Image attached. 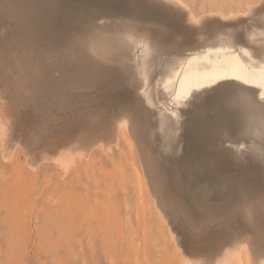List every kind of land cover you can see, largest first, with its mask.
Segmentation results:
<instances>
[{
  "label": "rangeland",
  "instance_id": "1",
  "mask_svg": "<svg viewBox=\"0 0 264 264\" xmlns=\"http://www.w3.org/2000/svg\"><path fill=\"white\" fill-rule=\"evenodd\" d=\"M8 1L9 0H0V26L3 27V30L9 32L8 35H11L10 39L14 44H22L33 49L35 48L36 51L40 52H48L47 49H50V53H55L58 52L60 48L64 49V47L66 48L68 45L74 48L78 47V45H82L76 48L81 50L83 45L88 44V41H86L88 37L90 41L89 45H95V42H97L98 44L96 45L106 46L113 60L106 61L105 63L99 62V68L104 75H107L104 73L107 72V70L110 74L112 72L110 75V77L112 76L111 78H113L112 80L115 81L118 86L121 85L119 87L120 89L116 88L118 87L116 86L110 90V92L107 93V98L109 95V98L113 97L112 99H114L115 102V99L122 95V98L120 97L121 100L119 98L115 103L118 101L128 103L131 99L134 101L136 95L137 102L134 101L135 103H133L131 100L132 102L126 103L127 105L125 104V106H129L130 104L128 107L130 110H134L137 105L143 108L147 107L144 88L136 86L132 89L131 82L129 81L131 78H134L133 72L136 69H141L144 66V61L160 46L197 45L200 44V42L201 44L210 45L219 40L247 42L246 44H252L253 47L264 44V19L262 18L264 17V12L258 9V0H248L249 2L245 0H186L187 2H185V4H188L187 6L195 14L216 12L217 10L221 11V8H223L222 12L225 14L235 13L236 11L239 13L244 9L246 10L247 4L253 5V3L256 9L251 13L247 12L245 15L238 14V16H240L238 19L239 21H231L232 25L227 26L223 23H217V25L215 24L217 27L214 25V27L204 28V30H196L188 27V32H186L187 30L185 31V26H183L182 23H178L180 20L176 16L177 13L175 11L171 12L170 7L156 0H44L46 3H49L52 10V15L48 17L50 20L45 18L46 21L43 19L44 17H40L37 13L36 4L33 0L32 2H30L31 0ZM107 1L112 4H108ZM6 2L8 3L6 4ZM11 2L15 3V6L14 4L12 5ZM1 3H3L4 9ZM149 3L152 4L150 5ZM7 5L9 6L8 8ZM10 6L12 7L10 8ZM13 6L15 8L17 7L16 9L19 12H17ZM94 6V10H92ZM18 7H20V9H18ZM137 7L141 9V13L138 11ZM13 8L14 11H16L15 13L12 10ZM127 9L130 16H128ZM20 11H22V15ZM101 11L103 12L101 13ZM104 11H106L105 14H103ZM150 11L156 16L151 13L152 17ZM142 12H146L149 16L146 15V13L142 14ZM154 12L157 13L155 14ZM167 12L170 17L167 15ZM28 13L32 15V19H29L30 15ZM163 13L165 15H162ZM117 14H119V16ZM121 15L123 16L121 17ZM125 15L127 17L124 19ZM133 15L135 21L132 20ZM35 16H37L36 19ZM38 16L42 20H38ZM114 16H117L115 17L117 21H114ZM145 17H147V19ZM155 17L156 19H154ZM166 17L169 20H167ZM20 18L22 21H20ZM90 18L93 20H90ZM94 18L96 20H94ZM100 18H103V20ZM109 18L112 19L109 20ZM142 18L150 24L147 25V22L143 21ZM150 18L152 20H150ZM24 19H26V21H23ZM34 19L38 21V23H36ZM106 19H108V21ZM122 19L123 22L121 21ZM159 19L161 23L157 21ZM174 19H178L177 23L180 26L175 24ZM246 19L247 21H245ZM12 20L16 22L19 21L17 22L19 24H15L14 26L12 22L15 23V21ZM31 20L33 21L32 23L30 22ZM127 20L128 24L125 23ZM255 20L258 22L256 23ZM8 21L11 22L10 25H8ZM89 21L91 24L90 26ZM141 21L142 23H140ZM20 22H22V27ZM92 22L94 23L92 24ZM156 22H158V24ZM252 22L254 26L253 24L251 25ZM33 23L34 27L32 26ZM51 23H53V25ZM84 23H86V25ZM96 23L100 25L96 26ZM161 24H165L163 25L165 26V30L163 26L161 27ZM128 25H130V27ZM245 25L248 26L246 27ZM5 26H7L6 29H4ZM44 26L46 29H44ZM76 26H79V28ZM14 27L18 28L15 29ZM69 28L70 30H68ZM158 28H160V31ZM22 29H24V31ZM30 29H32L31 32ZM79 29H85V32ZM143 29H147L152 33L154 32L153 34L157 35H146ZM211 29L213 33L210 32L211 34H209ZM242 29L244 30V34H241ZM216 30H219V34H217L218 32ZM65 31H69V33L73 32L74 36L73 33L70 35L71 33L69 34ZM77 32L78 36L76 35ZM167 32L171 33V35L169 33L167 34ZM204 32H208L207 35L209 36L203 35ZM65 33H68L73 38L68 34V36H66ZM235 33H237V35H235ZM13 34L14 36L17 35L19 38L17 39ZM81 34H83V39L81 38ZM101 34L103 37H101ZM255 34L257 35L256 37ZM45 35L48 36L47 38L51 37L50 40L48 39L49 42L46 37H44ZM230 35L232 37H230ZM249 35H253V38ZM85 36H87L86 40ZM128 36L132 41L136 42L135 45H123L120 42L122 38ZM153 36L155 38H153ZM258 36H260V38H258ZM33 37L34 39H32ZM233 37L236 40L233 39ZM60 38L63 41H60ZM75 38H81L79 39L81 42L77 41L78 39L76 40ZM74 39L76 41H74ZM101 39L104 41L103 44H100L102 41ZM37 40L38 42H36ZM42 41L45 43L43 42V44H41ZM46 41L48 43L47 46ZM65 41H70V44H68L69 42L65 43ZM195 41H198V43ZM55 42L58 46H56ZM82 42L84 43L82 44ZM105 42L107 44H105ZM147 44L150 46L147 47ZM112 45L115 46L113 47ZM53 48L54 50L51 51ZM131 51L135 55L131 54ZM136 59L138 60L136 61ZM116 60L120 61L119 68L122 70L123 74L118 77H121V79L116 77L119 72L118 69L110 68L112 69V71H110V69L105 68L108 67V65L112 66L117 64ZM102 64H106V66ZM122 79H126L128 82ZM219 83H230L236 86L230 98V107L228 110L222 107V90L219 89L218 85L194 91L187 100L182 101L179 106H177L182 116V125L180 130L179 153L171 159L168 167L169 178L174 186V189L170 193L177 195L180 199L184 198V205L189 207L190 212L193 214L192 217H201L205 212L210 213L207 214L206 219L199 220L202 223V228L200 230L193 227V223L190 224V231L192 234L194 233L193 235L191 234V237L188 235V225L184 223L181 224L182 221H176V217L181 220L185 215L181 212H176L173 208H171V213H168V216H171L168 220L174 231V238L177 240L176 242L180 247L181 254L189 259L192 258L191 255L194 250H197V247L199 248L197 252L198 255L204 252L211 253L214 250L215 244L225 241L229 242L235 238L238 233L248 232L250 230L249 224L242 217L241 213H238V211L240 212L239 208L242 204L239 199L242 194L244 195L246 191L253 188V186H264V166L260 162L258 163L257 160H251L252 154L259 151L261 146L264 147V145L251 140L243 147L246 149L243 152L242 142L238 139L231 140L229 137L230 134L233 135L235 132L233 128L239 125H236L239 118L244 116L243 111L247 110L243 108V104H248V106H259L264 110L263 103H261L262 101L251 92L259 88L256 84L246 85L239 81H220ZM120 90L121 93H119ZM111 93L113 96H111ZM126 96L127 98L125 100L124 97ZM109 98L105 103L103 101V106H107L105 105L107 101V104L112 106V104L109 103ZM114 102L113 106L115 105ZM104 112L109 114L108 109ZM221 124L226 126L223 134L218 132V126ZM236 134L237 131L235 135ZM251 134V139L259 138V135L254 130H251ZM116 141H119L116 142L119 144L113 143L115 147L111 145L110 152L105 150H94L89 160L69 163V171L66 173L56 169L50 162H42L36 169L30 170V168L26 166L27 164H25V156L19 147H17L19 151L17 148V152L13 151L14 155H12V158L15 163L11 166L9 165L10 163L2 159L3 154L0 150V264H181L174 242L170 240L167 227L162 223L152 205V198L147 191L141 163L134 145L126 133L119 136ZM227 146H231L236 150H238L237 148H241L242 150L240 149V151L245 154L244 158L246 160L244 158L241 160L234 159L233 156L225 150ZM255 149L257 150L255 151ZM246 156L248 157L246 158ZM74 164H76L77 167ZM225 165L227 168L224 167ZM258 165H260L261 168L263 167V171H261ZM185 168L199 172V174H195V178L200 182H194L195 186L181 183L180 174L185 173ZM205 175H207L206 180H204L203 177ZM248 182L251 184L254 183L252 184L253 186L250 183L248 185ZM205 190L207 192V200L202 204L201 192ZM184 196L187 198L186 200ZM187 200H189V202H187ZM201 208L202 210H200ZM205 208H207L208 211ZM222 209L223 211H221ZM215 210L216 212L213 213ZM218 211H220L222 215L219 214ZM233 213H235V215H233ZM231 215L235 218L239 216L236 220L234 217L232 218ZM225 220H228V222ZM232 221L236 224H233ZM238 221L240 224H238ZM211 223L213 225H211ZM221 223H224V226L225 224L229 225L228 227L230 229L226 227L227 225L224 227ZM206 227H208L207 230L205 229ZM211 230L213 231L211 232ZM204 232L206 235H204ZM217 235L220 236L216 237ZM207 236H210V238L213 237L212 239H208ZM193 237H195L194 240ZM221 238L223 240H221ZM196 239L197 241H195ZM205 239L206 241H204ZM192 241L197 244H193ZM200 259L201 258L198 260L200 261Z\"/></svg>",
  "mask_w": 264,
  "mask_h": 264
},
{
  "label": "bare ground",
  "instance_id": "2",
  "mask_svg": "<svg viewBox=\"0 0 264 264\" xmlns=\"http://www.w3.org/2000/svg\"><path fill=\"white\" fill-rule=\"evenodd\" d=\"M9 1H11V0H9ZM33 1L36 4L37 13L40 15V17H42V18L44 17L43 18L44 20H45V18L48 19V17L52 15V10L50 8L51 6L49 5V3H46L44 0H33ZM117 1H119V0H117ZM129 1H131V0H129ZM156 1H159V2H161V4L163 3L164 5L170 7L171 12L175 11L177 13L176 16L178 17L180 22L177 21L178 19L177 20L174 19L175 24L182 23V25L185 26V31L187 30L186 32H188L189 28L196 29V30H201V29L204 30V28H208V27L211 28L212 26L214 27L215 24L217 25V23L218 24L223 23L224 25H227V26L232 25L231 21L239 19L240 16H238V14H240V15L244 14L245 15V14H247V12L251 13V12L256 10L255 7L253 6L254 5V3H253V5L247 4L246 10L244 9L242 12H239V13L236 11L237 13L236 12L235 13H229L228 12L229 14H225L222 12L223 8H221L222 10L220 8H218L221 11L216 9L217 10L216 12H202L201 14H195L187 6L188 4L187 5L185 4V2H187L186 0L185 1H182V0H156ZM245 1H248V0H245ZM8 2H6V4ZM30 2H32V0ZM30 2H28V3H30ZM16 3H17V1H16ZM107 3L112 4L111 2H108V1H107ZM1 4L3 7V3H1ZM6 4L4 5L5 7H6ZM13 4L15 6V3H12V5ZM8 7L9 6L7 5V8ZM11 7L12 6H10V8ZM20 7H18V9H20ZM14 8L12 9L13 11H14ZM16 8H15V10H17ZM94 8H95V6L92 8V10H94ZM158 8H160V7H158ZM158 8H157V10H158ZM3 9H4V7H3ZM137 9H138V7H137ZM96 10H98V9H96ZM130 10H133V9H130ZM134 10L136 11V9H134ZM140 10L141 9H138V11H140ZM5 12H7V11H5ZM15 12L16 11H14V13ZM17 12H19V11L17 10ZM21 12L22 11H20V14H21ZM98 12H100V11H98ZM102 12L103 11H101V13ZM143 12H142V14H145L147 11L145 13H143ZM157 12H154V13L156 14ZM262 12H264V11H262ZM105 13H106V11H104L103 14H105ZM127 13H128V9H127ZM132 13H134V12H132ZM137 13H139V12H137ZM140 13H141V11H140ZM151 13H152V11H150V15L152 16L153 13L152 14ZM119 14H117V15L119 16ZM170 14H172V13H170ZM260 14H261V12H260ZM126 15L124 16V19H125V17H127ZM146 15H148V14L146 13ZM158 15H159V13H158ZM162 15H165V14L163 13ZM167 15L169 16L168 12H167ZM122 16L123 15H121V17ZM128 16H130V14ZM135 16H136V14H135ZM154 16H156V15H154ZM29 17H30L29 19H32L31 18L32 15H30ZM36 17L37 16H35V19H36ZM40 17L38 20H42V19H40ZM115 17H117V16H114V18L113 17L112 18L115 19ZM132 17L134 18V15ZM140 17H138V18H140ZM112 18H109V20H111ZM145 18L147 19V17H145ZM262 18L264 19V17H262ZM35 19H34V21H36ZM100 19L103 20V18H100ZM154 19H156V17ZM161 19H162V16H161ZM247 19L245 21H247ZM16 20H19V19H16ZM48 20H50V19H48ZM90 20H93V19L90 18ZM94 20H96V19L94 18ZM106 20L108 21V19H106ZM142 20H143V18H142ZM150 20H152V19L150 18ZM167 20H169V19L167 18ZM1 21H3V20H1ZM9 21H11V20H9ZM12 21H15V20H12ZM20 21H22L21 18H20ZM23 21H26V19H24ZM98 21H96V22H98ZM114 21H117V20L115 19ZM121 21L123 22V19ZM133 21H135V20H133ZM133 21H131V22H133ZM143 21H146V20H143ZM148 21H149V19H148ZM157 21L160 22V19ZM170 21H171V19H170ZM17 22H19V21H17ZM17 22L16 21H15V23L12 22V24H14V26H15V24L16 25L19 24ZM30 22L32 23L33 21L31 20ZM255 22H256V20H255ZM10 23L11 22H9L8 25H10ZM21 23L22 22H20V25L22 27L23 25ZM34 23H33V25L31 24L33 27H34ZM36 23H38V21H36ZM53 23H51V24L53 25ZM93 23L94 22H92V24ZM125 23L128 24V20H127V22L125 21ZM125 23H123V24H125ZM140 23H142V21ZM156 23L158 24V22H156ZM42 24H43V22H42ZM84 24L86 25V23H84ZM148 24H150V23L147 22V25ZM152 24H154V23H152ZM252 24L254 26L253 22L251 23V25ZM258 24H260V23H258ZM90 25L91 24L89 21V26ZM97 25H100V24L96 23V26ZM144 25H145V23H144ZM163 25H165V24H161V27ZM7 26H5L4 29H6ZM32 26H30V27H32ZM128 26L130 27V25H128ZM156 26H158V25H156ZM178 26H180V25L178 24ZM134 27H135V25H134ZM164 27L165 26H163V28ZM2 28L3 27L0 26V150L2 151V154H3L2 159H4V161L10 163L9 165L12 166L15 163V162H13L14 159L12 158V155H14L13 151L17 152V149L19 151V148H20V150H22V152L25 156V158H24L26 161L25 164H27L26 166H28V168H30V170L36 169V167L42 162H50L53 164V166L56 169L61 170L63 173H66L69 171L68 170L69 169V166H68L69 163H71V162L76 163L77 161L81 162L82 160H89L92 157L94 150H99V151L105 150L107 152H110L111 151V145L115 147V145H113V143L119 142V141H116L117 138L119 136H122L124 133H126L127 136L130 138L132 144L134 145V148L137 151V154H138V157H139V160L141 163L143 177H144V181H145V184L147 187V191L149 192V194L152 198V205H153L158 217L161 219L162 223L167 227L168 234L170 236V240L172 242H174V245H175V248H176V251H177V254L179 256V260H180L181 264H264V186L260 187L258 185L259 187H254L252 185L254 183L251 184L250 182H248V185L250 183L253 186V188L249 187L250 189H248L246 191V193L244 194L245 195L244 201L242 202V204L239 208L240 212L238 211V213H241L242 217L249 224L250 230L248 232L238 233L237 236L229 242L225 241V242H222L219 244H215L214 250L211 253H209V252L205 253L203 251L204 253H202L201 255L200 254L198 255L197 252H198L199 248L197 247V250L196 251L194 250V252L191 255L192 258H190V259L187 258L185 255H184L185 256L184 257L181 254L180 247H179L178 243L176 242L177 240L174 238V231L172 229V226H170V223H169L170 221L168 220V218L171 216L166 215L165 212H163L161 210V200L167 199V200L175 202L171 206V208L175 209L176 212H179V213L181 212L184 215L188 214L190 216H193V214L190 212L189 207L184 205V201H183L184 198L180 199V197H178L177 195H175V194L173 195L170 193L174 189L173 188L174 186L170 181L169 169H168L169 164L171 162V159L174 158L175 156H177L179 153L180 137H181L180 130H181V125H182V121H181L182 116H181L180 112L178 111L180 109H177V104L174 102L173 97L175 96L176 92L179 90V81L184 78L185 73L187 72L189 75H194L197 71V65H195V64L193 65V67L191 69H187L186 61L190 58H196V59H200L201 61H203V59L205 57H207L211 60L212 64L215 65L218 63H222L225 60H229L234 56H237L242 61H244L246 64H248L249 66L256 68L257 71L259 72L260 68H264V44H262L258 47H253L251 42H250L251 45H249V44H246L247 42L244 43L242 41H234L233 39H235V38L233 37V39H232L233 41L219 40V41H216L214 44H210V45L201 44V42H200V44H197V45H191V44L188 45L186 42V44L188 46L187 45H185V46L184 45L160 46L154 51L153 54H151L144 61V66L141 69L140 68L136 69L133 72L134 78H131V80L129 81V82H131L130 84L132 86L131 87L132 89H134L136 86H138V87L140 86V87L144 88L145 97L147 99V107L143 108V107L137 105L134 108V110H132V109L130 110L128 108L130 106V104H129V106H125V104L127 102L126 103L123 102L124 104L122 103V101H120V102L118 101L119 103L118 102L115 103L117 101V99H119L122 95H120V97L118 96V98L115 99V102H114V99H112L113 97L109 98V95H108V98L110 100L109 103L112 104V106L107 104L108 101L105 104L107 106L102 105L103 101L105 103V101L108 99L107 93L110 92V90H112L114 87L118 86L117 83L112 80L113 79V78H111L112 76L110 77L109 75L102 74V70L99 68V65H98L99 62L105 63L106 61H110V60L112 61L113 60V58L111 57L112 55L106 46L96 45V44H98L97 42H95L96 43L95 45H89L90 41L88 40V37L85 36V40L87 37L86 41H88V44L83 45L81 50L80 49L78 50L76 48H79V46H82V45L77 44L78 47H76V48L70 47L71 45L70 46L68 45L69 47L67 46L65 48L63 45L64 49L59 47L60 50L58 52L54 51L55 53H50L49 52L50 49H47V51L50 53L49 54L48 52L36 51L35 48L33 49L31 47H27V46H24L22 44H14L12 42V40L10 39L11 35H8L9 32H6ZM14 28L16 29L18 27H14ZM77 28H79V26ZM87 28H88V26H87ZM153 28H152V30H153ZM44 29H46V27ZM136 29H138V28H136ZM155 29H156V27H155ZM159 29L160 28H158V30ZM22 30L24 31V29H22ZM22 30H21V32H22ZM26 30H28V29H26ZM31 30L32 29H30V32H31ZM68 30H70V28ZM79 30H82V29H79ZM84 30L85 29H83L82 31H84ZM138 30H136V31H138ZM164 30H165V28H164ZM219 30H221V29H219ZM219 30L218 31L216 30L218 32L217 34H219ZM51 31H53V30H51ZM212 31L213 30L211 29V31H209V34H211L210 32H212ZM243 31L244 30L242 29L241 34L242 33L244 34ZM65 32L69 33V31H65ZM78 32L76 34L77 36H78ZM237 32H238V30H237ZM263 32H264V30H263ZM23 33H26V32H23ZM68 33H65L66 36H68L70 33H71L70 35H72L73 32H70L69 34ZM168 33L169 32H167V34ZM204 33H206V32H204ZM204 33H203V35H207L208 32L206 34H204ZM221 33H222V31H221ZM27 34H28V32H27ZM31 34H33V33H31ZM47 34H48V32H47ZM169 34L171 35V33H169ZM46 35L44 37H46L47 41H48V39L50 40L51 37L47 38L48 36H46ZM81 35H82L81 36V38H82L83 34H81ZM85 35H86V33H85ZM156 35H154V36H156ZM235 35H237V33H235ZM258 35H260V34H258ZM13 36H14V34H13ZM15 36L17 39L19 38L17 35H15ZM73 36H74V33H73ZM154 36H153V38H155ZM207 36H209V35H207ZM232 36H233V34H232ZM232 36L230 35V37H232ZM252 36H250V37H252ZM256 36L257 35L255 34V37ZM101 37H103L102 34H101ZM241 37H242V35H241ZM16 38H14V39H16ZM71 38H73V37H71ZM81 38H77L78 40L76 38L75 39L77 41H79V39H81ZM181 38H183V37H181ZM258 38H260V36H258ZM263 38H264V33H263ZM32 39H34V37ZM63 39H64V37H63ZM66 39H67V37H66ZM75 39H74V41H76ZM194 39H193V42H194ZM61 40L62 39L60 38V41ZM69 40H70V38H69ZM203 40H204V38H203ZM47 41H46V43H47ZM70 41H65V43L69 42L68 44H70ZM72 41H73V39H72ZM109 41H110V39H109ZM245 41H246V39H245ZM36 42H38V40ZM43 42L44 41H42L41 44H43ZM79 42H81V41H79ZM79 42H77V43H79ZM101 42H100V44H103L104 41L102 40ZM120 42L123 45H135L136 44V42L132 41L129 36L126 38H122L120 40ZM195 42L198 43V41H195ZM252 42H254V41H252ZM51 43H52V41H51ZM65 43H62V44H65ZM83 43L84 42H82V44ZM39 44H40V41H39ZM55 44H56V42H55ZM105 44H107V43L105 42ZM47 45H48V43L46 44V46ZM109 45H110V43H109ZM49 46L53 47L52 45H49ZM49 46H48V48H49ZM56 46H58V45L56 44ZM149 46L150 45L147 44V47H149ZM61 47H62V45H61ZM43 49H46V48H43ZM53 50H54V48L51 51H53ZM245 53H247V55H245ZM131 54H134V53H132V51H131ZM137 60L138 59H136V61ZM116 62H117V64H115ZM116 62L114 63L115 66L119 67L120 61L116 60ZM103 66H106V64ZM108 67H109V65H108ZM108 69H110V68H108ZM100 70H101V72H100ZM110 71H112V69H110ZM107 72H108V70H107ZM177 73H179V75H177ZM111 74H112V72H111ZM116 77H118V75ZM119 79H121V77ZM116 80H118V79H116ZM122 80L125 81L126 79L125 80L122 79ZM170 80L172 81V83H169ZM126 81L128 82V80H126ZM134 82H136V83H134ZM255 84L257 85V87L259 89L255 90V91H251V92L253 94H255L256 97L262 101V102L261 101L260 102L263 103V106H264V88H260L258 86L259 85L258 80H257V82L254 83V85ZM166 85H167V87H166ZM120 86H118L116 88L120 89L119 88ZM116 88H115V91H116ZM119 93H121V90ZM122 94H123V92H122ZM125 95H127V94H125ZM111 96H113L112 93H111ZM121 98H120V100H121ZM124 98L126 100L127 96ZM112 100L115 103L114 106H113ZM122 100H124V99H122ZM131 100H129V101L132 102L133 100L132 101ZM134 101L137 102L136 95L134 97ZM134 101H133V103H135ZM130 102H128V103H130ZM243 108L247 109V110L243 111L244 116H241V118H239V121L236 123V125H238V124L239 125L237 127H234V128L232 126V128L235 132L233 135L230 134V136H229L230 139L231 140H237L238 139L239 141H241L242 142V148L246 145V143L250 142L251 140L252 141L254 140V141L259 142L262 145H264V110H262L259 106H248V104L247 105L243 104ZM107 109L109 110V114L104 112ZM251 130H254L259 135L258 139L257 138L251 139V137H252ZM236 131H237V134L235 135ZM228 143H231V142H228ZM256 146H258V145H256ZM17 147H19V148H17ZM237 149L238 150L234 149L231 146H227L225 148V150L228 151L232 156L235 155L237 157H240V160H241L245 156V154L243 152L246 149L243 148L244 149L243 152L240 151L241 148L240 149L237 148ZM252 149H254V148H252ZM250 150H251V148H250ZM256 150L257 149H255V151ZM16 152H14V153H16ZM222 155H224V154H222ZM257 155H258V151L254 152L251 156L252 157L251 160H257L259 163L260 161L256 158ZM247 157L248 156H246V158ZM225 158H226V156H225ZM245 160H243V161H245ZM230 163L235 165L232 162H230ZM74 165L76 166V164H74ZM262 165L264 166V164H262ZM237 166H239V165H237ZM237 166H236V168H237ZM249 166H251V165H249ZM258 166H260V165H258ZM224 167L227 168L226 165ZM242 167H243V165H242ZM255 168H256V166H255ZM260 168H261V166H260ZM239 169H240V167H239ZM262 169H263V167L261 168V171H263ZM184 170H185V173L180 174V176H181L180 180H181L182 184H184V185L187 184L189 186H195L194 182H198V183L200 182L199 180H197L195 178V174H199L198 171H192L188 168H185ZM236 170H238V169H236ZM203 177H204V180L207 179V175H205ZM261 180H262V177H261ZM186 199L187 198L185 197V200ZM239 200H241V198ZM187 202H189V200H187ZM223 205H226V204H223ZM230 206H232V205H230ZM235 206H236V204H235ZM205 209L207 210V208H205ZM219 209H220V207H219ZM200 210H202V208ZM221 211H223V209ZM211 212H212V210H211ZM215 212H216V210L213 213H215ZM199 213H200V211H199ZM218 213L221 214L220 211H218ZM235 213H233V215H235ZM172 214H173V212H172ZM233 215H231L232 218L234 217ZM228 220H229V217H228ZM228 220L227 221L225 220V221L228 222ZM239 221H240V219H239ZM229 222H231V221H229ZM234 223L235 222H233V224ZM181 224H183V222H181ZM181 224H180V226H181ZM201 224H202L201 221H195V222H193L192 226L195 227L197 230H200L202 228ZM221 224H223V226H224V223H221ZM238 224H240V222ZM248 224H246V225H248ZM211 225H213V224L211 223ZM226 225L227 224H225V226ZM203 226H205V225H203ZM228 226L229 225H227L226 227H228ZM207 228L208 227H206L205 229L207 230ZM213 230H211V232ZM216 233H217V231H216ZM219 233H220V231H219ZM207 234H209V233H207ZM192 235H190V237ZM204 235H206L205 232H204ZM202 236H203V234H202ZM219 236L217 235L216 237H219ZM212 237L210 238V236L209 237L207 236L208 239H212ZM194 238L195 237H193V240H194ZM221 240H223V239L221 238ZM195 241H197V239ZM204 241H206V239ZM192 243L197 244L196 242L194 243L193 241H192ZM188 244H190V243H188ZM198 245H199V242H198ZM194 246H197V245H194ZM205 251H206V249H205ZM199 258H201L200 261L198 260Z\"/></svg>",
  "mask_w": 264,
  "mask_h": 264
},
{
  "label": "snow or ice",
  "instance_id": "3",
  "mask_svg": "<svg viewBox=\"0 0 264 264\" xmlns=\"http://www.w3.org/2000/svg\"><path fill=\"white\" fill-rule=\"evenodd\" d=\"M258 9L260 11H264V0H258ZM134 20V18H133ZM146 35H153L147 29L144 30ZM247 55V53H245ZM197 65V71L194 75H189L187 72L184 75V78L179 81V90L176 92L173 97L174 102L179 106L182 101H185L189 98V96L194 91H199L203 88L213 87L214 85H218L219 89H221V103L222 107L225 110H228L230 107L229 101L233 95L235 85L230 83H219L220 81H239L243 84H254L259 81V87L264 88V68H260L259 72L256 68H253L242 61L239 57L234 56L229 60H225L222 63H218L213 65L211 60L207 57L201 61L200 59L190 58L186 61L187 69H191L193 65ZM106 68H117L119 70L118 76H121L122 70L115 65L106 67ZM107 75H111L108 72H105ZM179 75V73H177ZM169 83H172L170 80ZM167 87V85H166ZM225 125L221 124L218 126V132L223 134L225 131ZM234 159H240L233 155ZM261 164H264V147L258 151V155L256 157ZM207 200V192L206 190L201 193V203L203 204ZM244 201V195H241V202ZM174 201L170 200H161V210L165 212L166 215L171 213V206L174 204ZM207 213L205 212L201 217H192L188 214H185L182 220L176 218V221H182L184 224L188 225V234L191 235L190 232V224L199 221L201 219H206Z\"/></svg>",
  "mask_w": 264,
  "mask_h": 264
}]
</instances>
